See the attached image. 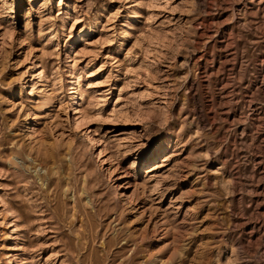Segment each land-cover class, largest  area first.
<instances>
[{
    "label": "rangeland",
    "instance_id": "rangeland-1",
    "mask_svg": "<svg viewBox=\"0 0 264 264\" xmlns=\"http://www.w3.org/2000/svg\"><path fill=\"white\" fill-rule=\"evenodd\" d=\"M0 264H264V0H0Z\"/></svg>",
    "mask_w": 264,
    "mask_h": 264
},
{
    "label": "bare ground",
    "instance_id": "bare-ground-1",
    "mask_svg": "<svg viewBox=\"0 0 264 264\" xmlns=\"http://www.w3.org/2000/svg\"><path fill=\"white\" fill-rule=\"evenodd\" d=\"M142 97H144V96H142ZM144 98L146 99V97H144ZM144 98H143V99H144ZM141 101H142V99H141ZM142 102H143V101H142ZM74 110H75V109H74ZM75 111H76V110H75ZM75 111H74V112H75ZM78 111H79V110H78ZM74 114H76V113H74ZM75 116H76V115H75ZM75 118H76V117H75ZM76 119H77V118H76ZM78 123H79V121H78ZM77 125L79 126L80 124H77ZM76 128H78V127H76ZM95 140H96V139H95ZM93 143H94V142H93ZM92 145H93V144H92ZM97 145H98V144H97ZM97 145H96V146H97Z\"/></svg>",
    "mask_w": 264,
    "mask_h": 264
}]
</instances>
